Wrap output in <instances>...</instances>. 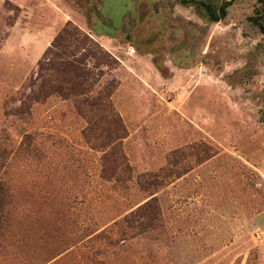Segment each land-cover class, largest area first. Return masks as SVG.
<instances>
[{
    "label": "rangeland",
    "instance_id": "374dc122",
    "mask_svg": "<svg viewBox=\"0 0 264 264\" xmlns=\"http://www.w3.org/2000/svg\"><path fill=\"white\" fill-rule=\"evenodd\" d=\"M186 2L0 0V264H264L256 4L236 0L212 22ZM67 21L116 60L97 86L112 80L118 122L99 111L92 133L96 114L72 99L19 108ZM158 169L157 185L139 186ZM151 197L156 224L127 227Z\"/></svg>",
    "mask_w": 264,
    "mask_h": 264
},
{
    "label": "trees",
    "instance_id": "16d2710c",
    "mask_svg": "<svg viewBox=\"0 0 264 264\" xmlns=\"http://www.w3.org/2000/svg\"><path fill=\"white\" fill-rule=\"evenodd\" d=\"M182 1L187 3L186 0ZM235 1L223 0L217 6L211 2L195 0H189V3L201 5L208 20L217 22L226 17L229 7ZM254 2L256 5L247 14L246 20L254 33L257 31L256 33L264 35V0ZM112 61L116 60L97 40L76 24L67 21L38 61L36 71L26 85L29 91L22 92L19 108H26L33 102L58 96L62 99H72L78 110L84 106L90 110V114H96L95 117L91 115L87 117L89 127L84 133L94 132L96 120L104 118L100 116L99 111L106 112L117 124L118 119L109 101L113 89L112 80H107L102 87L97 86L100 85L103 76L102 67L110 68ZM30 139V136L25 135L23 140L28 145ZM163 172V169L142 172L136 176V181L140 187H154L161 181ZM113 175L117 177L116 172ZM158 212L154 198L151 197L131 211L124 221L130 229L142 231L156 224Z\"/></svg>",
    "mask_w": 264,
    "mask_h": 264
}]
</instances>
